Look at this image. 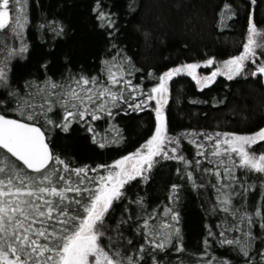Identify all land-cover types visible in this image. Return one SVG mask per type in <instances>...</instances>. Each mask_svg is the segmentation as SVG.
<instances>
[{"label":"snow or ice","instance_id":"obj_1","mask_svg":"<svg viewBox=\"0 0 264 264\" xmlns=\"http://www.w3.org/2000/svg\"><path fill=\"white\" fill-rule=\"evenodd\" d=\"M91 11L115 53L101 59L98 72L68 69L58 78L45 73L43 79L32 76L17 84L11 59L29 52L22 39L29 22L27 0H0V30L10 27L21 38L19 48L13 46L0 57V264H264V151L253 149L264 143V127L247 133L193 129L174 135L166 114L170 81L182 74L201 90L218 76H264V42L256 39L264 30L258 31L253 13L247 17V38L238 55L174 65L145 91L131 79L136 71L132 58L112 42L119 32L117 14L103 0H94ZM236 14L225 2L219 22ZM40 27L53 40L66 29L58 20ZM202 65L212 70L201 75ZM41 67L47 69L48 62ZM146 108L154 112L151 134L109 164L73 167L56 150L53 131L68 132L75 123L85 125L100 148L123 144L116 123L119 113ZM100 120L108 123L103 136L95 128ZM184 140L194 145L195 158L184 154ZM166 161L177 163L180 182L170 185L162 211L160 205L149 211L145 197L132 199L127 186L147 183ZM189 186L212 190L206 212L218 221L206 225L198 253L185 247L178 207ZM257 189L259 196L251 201ZM124 201L119 218L109 223ZM214 244L230 256H217Z\"/></svg>","mask_w":264,"mask_h":264},{"label":"trees","instance_id":"obj_2","mask_svg":"<svg viewBox=\"0 0 264 264\" xmlns=\"http://www.w3.org/2000/svg\"><path fill=\"white\" fill-rule=\"evenodd\" d=\"M225 2L231 3L237 14L221 24L219 10ZM103 3L118 17L119 32L112 42L132 58L136 71L131 79L133 83L141 84L145 91L157 82L159 74L174 65L209 56L222 61L238 55L247 38L250 12L258 31L264 30V0H257L256 5L250 0H103ZM129 4L133 7L129 8ZM93 6L94 0H27L29 22L22 39L29 45V52L24 57L11 59L13 81L22 84L32 76L43 79L45 73L58 78L68 69L74 73L81 70L89 74L98 72L101 59L115 53L109 47V38L95 21L91 11ZM49 20L62 21L66 26L65 34L53 40L51 34L40 27ZM256 39L264 42V35H258ZM16 41L10 27L0 30V57L15 46ZM45 61L48 62L47 69L41 67ZM211 70V67H201L198 72L204 75ZM252 70L253 66L249 64V73ZM149 72L153 75L149 76ZM169 87L166 114L171 134L193 129L197 132L247 133L264 127V76L242 75L233 80L218 76L212 85L201 90L195 81L182 74L173 78ZM154 120L150 108L119 113L116 123L124 143L109 144L105 148L93 142V134L81 123L73 124L68 132L54 130L52 139L56 150L70 160L73 167L85 164L95 167L109 164L119 155L138 147L154 129ZM95 128L103 136L108 123L97 121ZM108 135L110 138L111 134ZM182 147L189 159L195 158L194 145L184 140ZM253 149L264 151V143ZM177 166L175 161L163 162L154 170L150 181L127 186V194L132 199L137 195L144 196L149 211L157 205L162 211L163 204L168 203L170 185L180 182L175 173ZM213 196L210 188L196 191L190 186L182 193L178 207L188 253L203 249L206 225L218 222L215 216L210 217L206 212V201ZM258 196L259 189L251 201ZM126 203L117 205L109 223H115ZM212 251L217 256H230L225 248L215 244ZM172 255L174 258L175 254Z\"/></svg>","mask_w":264,"mask_h":264},{"label":"rangeland","instance_id":"obj_3","mask_svg":"<svg viewBox=\"0 0 264 264\" xmlns=\"http://www.w3.org/2000/svg\"><path fill=\"white\" fill-rule=\"evenodd\" d=\"M15 13V12H14ZM15 15H16V13H15ZM15 17V16H14ZM23 38V37H22ZM20 43H21V38H19V37H17V41H16V43H15V47L16 48H19V46H20ZM202 68H205L203 65L201 66Z\"/></svg>","mask_w":264,"mask_h":264}]
</instances>
